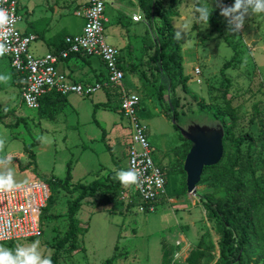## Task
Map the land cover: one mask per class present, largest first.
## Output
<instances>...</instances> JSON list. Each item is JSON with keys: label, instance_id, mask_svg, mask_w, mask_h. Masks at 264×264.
<instances>
[{"label": "rangeland", "instance_id": "obj_1", "mask_svg": "<svg viewBox=\"0 0 264 264\" xmlns=\"http://www.w3.org/2000/svg\"><path fill=\"white\" fill-rule=\"evenodd\" d=\"M154 1L151 7L154 13L153 22L139 7L147 26L144 38L143 21L133 22L130 16H126L127 21L118 25L112 17V6L107 7V4L105 15L109 17V21L105 26V34L110 43L117 35L121 36L119 30L123 27L121 31L138 49L142 38L148 48L154 47L152 56L142 53L141 62L134 65L142 71V79L128 70L123 83L137 94L139 104L136 115L146 127V134L153 148L152 157L156 162L159 160L157 163L165 167L168 173L165 196L155 202L151 211H140L138 200L133 196L126 205L118 191H108L85 199L76 214L81 227L78 243L69 252L65 251V247L59 251L58 264H103L112 256V264H160L164 249L169 252L172 263H183L189 251L197 247L206 251L201 264H213L219 258V224L215 217L209 215L203 197L210 194L217 197L223 195L224 188L217 189L218 185L206 180L196 185L195 194L188 193L183 188L185 176L179 177L173 170L178 167V163L184 161L183 154L188 146L187 143L180 144L182 137L179 127L186 128L192 122L200 125L219 123L210 119L199 108L191 98L192 94L204 100L205 109L223 106L226 102L235 107L238 119L232 132L239 136L251 133L255 138L250 156H247L246 144L241 148L236 173L249 190L253 187V175L256 181L264 184V139L259 135V122L261 120L264 123V13L246 17L243 28L239 32H232L228 30L227 20L220 15L218 0ZM121 2L123 7L139 6L138 0ZM221 2L230 6L234 0ZM198 5L209 6L213 22L210 19L208 24L196 22L195 8ZM161 10L177 14L172 16L171 24L180 39L183 75L188 77L187 92L182 90L179 83L175 85V97L179 102L175 126L169 111V90H163V101L157 98L158 85L166 82L154 58L157 49L154 41L158 37L156 27L160 23L158 14ZM72 19L77 21L79 17L74 13ZM250 24H255L259 29L256 40H249L245 34V27ZM227 41L236 47L238 57L234 65L224 71L223 76L220 68L233 54ZM116 43L121 46L120 40ZM35 44L39 48L44 45L42 39L32 42L30 46ZM194 66L199 67V76L194 75ZM0 75L10 77L6 83L0 82L3 86L0 90V103L5 107L0 116V138L5 140V147L0 155L11 157L9 167L17 184H26L35 178L32 168L39 173L43 170L44 173H51L62 179L66 175L68 162H71L73 183L89 182L95 178L97 165L100 164H119V170H128L127 152L131 141L128 120L120 111L110 107H94V103L108 100L106 89L116 92L113 100L109 98L110 106L116 100L119 101V87L102 88L85 97L71 94L59 111L54 106L42 111L41 105L38 109H32L21 101L20 86L12 81L14 75L11 68L1 58ZM197 77L201 82L196 81ZM225 77L229 78L226 90ZM19 117L25 119L14 124ZM226 121L229 122V119ZM82 142L87 146L81 145ZM38 144L41 146H37ZM178 145L181 149L176 152L174 147ZM25 146H28V151H25ZM31 148H34V152ZM30 152L35 154L34 159ZM234 153L235 143L226 140L221 167L215 171L223 168ZM160 157L164 159V163H160ZM166 159L169 161V164L166 161L168 165L165 164ZM40 164L44 168L48 164L51 170H44ZM41 177L44 176L39 175V179ZM75 195L61 189L55 193L54 204L44 215L43 233L40 237L0 245L14 250L17 245L39 240L41 252L52 255L56 241L67 230V202ZM250 255L251 258L247 259L242 254L241 264H264V243L262 250L251 248Z\"/></svg>", "mask_w": 264, "mask_h": 264}, {"label": "trees", "instance_id": "obj_2", "mask_svg": "<svg viewBox=\"0 0 264 264\" xmlns=\"http://www.w3.org/2000/svg\"><path fill=\"white\" fill-rule=\"evenodd\" d=\"M154 2V0H138L139 7L145 11L144 15L147 16V18L152 22L154 20V13L151 7ZM175 15L177 14L165 10H161V12L158 14L160 23L156 27L158 37L155 38L154 41L157 46V49H155L154 58L158 63V70L160 74H164L162 78L166 81L163 85H158L157 98L160 101H163V90H169L171 95L169 99V111L176 119L178 117L176 109L179 105V102L175 97V85L176 83H179L182 90L187 92L188 77L183 75L180 39L177 37L176 32L174 31V28L171 24V18ZM210 22H213L211 18ZM63 34L64 33H61L54 38V40L60 39L61 41L59 42L61 44L59 47H57V49H62L64 47V38H62ZM47 43L49 44L50 42L47 41ZM227 44L232 47L233 54L231 58L225 61L220 68V73L223 76H225L224 71L227 68L232 67L238 57V51L236 47L228 43V41ZM10 68L14 77H17L16 80H18L20 86L19 73L11 66ZM120 68L124 71L123 66L120 65ZM135 70L139 71L136 67ZM139 74L141 77L143 76L142 71H140ZM225 78L227 81L225 87L226 90L229 84V78ZM2 88L3 86L0 83V90ZM47 95L48 94L44 95L40 99L39 107L44 102ZM62 98H64V96L60 95V97H58V99ZM191 98L197 103L199 108L205 111V114L208 115L210 119L218 121L222 124L224 129V135L222 139L223 150L226 140H230L235 143L234 156L229 158L224 164L225 166L223 165L224 167L218 172L215 170L221 167V162L224 158L223 155L217 164L204 167L199 183L206 180H211L213 185H218L217 189L224 188L223 195L217 197L213 194H210L206 197H203L204 206L209 211V215L217 219L221 233L219 240L220 255L213 264H241L242 254H244L247 259H250V249L254 247L262 250V245L264 243V184H260L258 181H256L253 175V187L249 190L246 188L244 181L237 175L235 170L241 158V148L246 144L248 153L247 156H250L251 148L255 142V138L251 133L240 136L234 135L232 129L234 128V125L238 119V115L235 107L230 105L229 102H226L223 106H217L215 108L207 107L205 109V103L203 99L198 98L196 94H192ZM51 104V106H54V108L58 107L55 102ZM100 106L110 108L112 107L109 105V98L105 102L94 103V107ZM115 107L119 108V102ZM227 118L229 119V122L226 121ZM24 119L25 117H19L14 124H18ZM173 124L175 126V123ZM259 125V135H261L264 139V123L260 120ZM102 138L104 139V132ZM185 143H187L188 146L183 154V158H185L191 143L182 137L181 145ZM180 146L178 148H174L176 152L181 149ZM107 149L110 150L108 145ZM28 150V146H25V151ZM30 156L33 159L35 158V154L32 152H30ZM177 166L178 167L173 168V170L177 173H180L182 176H185L183 162L181 161L177 164ZM118 170V168L115 170H110L105 175L94 178L89 182L79 181L73 184L71 183V162H68L66 175L63 179L41 177V179L47 183L50 191L47 204L42 211V222L44 220V215L54 204L55 193L58 190L61 189L67 193L76 194L74 198L67 202L68 227L65 234L59 238L54 245V251L51 255L52 264H58V253L62 248L65 247V251L69 252L73 250L78 243V235L81 232V227L76 214L79 211L83 200L93 197L96 194H103L108 191L119 192L126 187L115 178L116 172ZM183 188L186 191L185 182L183 183ZM130 202L131 201H125L126 205ZM137 202L139 203V201ZM205 256L206 251L197 247L189 251L183 263H172L169 252L164 249L160 264H201L202 259ZM113 260L114 256L107 258L103 264H112Z\"/></svg>", "mask_w": 264, "mask_h": 264}, {"label": "built area", "instance_id": "obj_3", "mask_svg": "<svg viewBox=\"0 0 264 264\" xmlns=\"http://www.w3.org/2000/svg\"><path fill=\"white\" fill-rule=\"evenodd\" d=\"M18 3L19 0H0V7L14 17V22L7 29L12 34L0 40L8 49L0 57L8 59L9 65L20 75L21 101L28 108L38 109L40 99L52 90L62 95L75 93L85 97L106 86L119 87V111L131 127L127 168L140 174L138 183L120 190L119 196L124 201H131L133 196L139 201L140 211H151L155 202L165 196L167 172L152 157L153 149L146 127L136 115L139 104L137 94L124 89L125 72L120 68V51L108 43L105 34V0H86L82 31L66 35L62 49L44 55H35L29 49L35 35L18 28ZM141 19V15L132 16L133 21ZM76 53L100 58L106 69L105 76L90 84L68 81L57 70L56 64L60 59ZM193 72L199 76V67L194 66ZM196 81L201 82V79L197 77ZM18 185L12 192L0 193V243L36 238L43 233L41 216L50 195L47 183L34 179Z\"/></svg>", "mask_w": 264, "mask_h": 264}, {"label": "crops", "instance_id": "obj_4", "mask_svg": "<svg viewBox=\"0 0 264 264\" xmlns=\"http://www.w3.org/2000/svg\"><path fill=\"white\" fill-rule=\"evenodd\" d=\"M85 4H86V0H19L21 12H19L20 19L17 22L18 28L25 33H32L33 35H35L36 38L33 42H36V40L38 39H42L43 44H44L42 45L43 47L41 48H39L37 44H35L34 46H30L29 48L30 51L35 55H44L48 52L59 51L61 48L57 49V47H59V45L61 44L59 42L61 41L60 39L54 40V38L61 33H64L62 37L64 38L68 34H77L82 31V28L85 22ZM106 4H107V7L112 6L114 10L112 17H114V21L118 25L119 24L122 25L124 22L127 21L126 16H130L132 20L133 15H141L142 16L141 20H136V21L132 20V21L133 22H138V21L144 22L145 24V26L143 27V29L145 30V34L143 35V38H144V36L147 34V31H146L147 26L144 21V15L140 12L139 6H129V5L126 6L125 5V7H123L121 0H105V7H106ZM74 13L79 17L77 21L72 19V15ZM105 18H106V23H105V26H106L107 22L109 21V17L105 15ZM121 28L122 29L119 30V33L121 36L117 35L118 37L116 39H113L109 42L113 46L119 49L120 51L119 60H120L121 66L124 67L125 74L128 70H131L133 71L134 76H137L141 80L142 78L139 74L140 71H136L134 65L141 62L142 53L143 54L146 53L152 56L154 47L148 48V45L144 44V41L142 38L140 48L138 49L133 44V42L130 39H128V36H126V34L123 33V31H121L123 30V27ZM258 33H259V29L255 24H250L245 27V34L249 40H256V37H258L257 36ZM119 40L121 42V46L116 45L117 44L116 42ZM47 41H49L50 43L48 44ZM123 48H126V49H123ZM1 59L5 60L9 66L8 59L6 58H1ZM56 68L62 75H64L67 78L68 81H71L74 83L90 84V83H93L103 78L106 73L105 66L100 58H98L97 56H86L80 53L71 54L67 58L60 59L56 64ZM16 78L17 77L15 76L14 79H12V81H14V83H17V85L19 86L18 80H16ZM134 79L136 80L135 77ZM124 89L131 91L130 89H128V85L126 84L124 85ZM47 94L48 95L46 99L41 104L42 111L47 110L52 105L51 103H54V102L55 104L58 105V111H59L61 106H63V104L69 100V96L75 93H69L67 95H62L58 93L57 91L52 90L48 92ZM105 94L107 98H110L111 100H113L112 98L116 97V92L113 93L107 89L105 90ZM60 95L64 96V98L58 99ZM81 97H84V96H81ZM118 102L119 101L116 100L114 104L112 105L113 108L111 107L117 112H119V108L118 107L116 108L115 106L118 104ZM96 103H101V102H96ZM109 105H110V100H109ZM0 107H1L0 108V116H1V113L4 112L5 107L1 103H0ZM81 145H84V143ZM179 145L174 148H178ZM37 146L40 147L41 145L38 144ZM84 146H87V145H84ZM31 151L34 152V148L33 150L31 148ZM160 158H161L160 163H164L163 162L164 159L162 157ZM166 161L169 164L168 159L165 160V164H167ZM157 162H159V160ZM42 164H40V166L44 170L45 169L47 171H49V169L51 170V166L50 168H48V164H46L47 166L44 168V165ZM120 166L121 165L119 164H116V165L112 164L110 166L104 165V164L97 165V170L95 171V178L99 176H103L108 171L115 170L119 168ZM32 169H33L32 171L34 172V177H35L34 179H39L38 178L39 175H42L47 178H50V177L57 178L54 175H51V173L50 174L44 173L45 171L43 170H41L42 172L39 173L34 168ZM175 174H178L179 177L182 176L180 173H177V172H175ZM71 183H73L72 179H71ZM89 198H92V197H89Z\"/></svg>", "mask_w": 264, "mask_h": 264}, {"label": "clouds", "instance_id": "obj_5", "mask_svg": "<svg viewBox=\"0 0 264 264\" xmlns=\"http://www.w3.org/2000/svg\"><path fill=\"white\" fill-rule=\"evenodd\" d=\"M6 2V0H4ZM217 7L220 9V15L227 20L228 30L239 32L244 24L246 17L252 14L264 13V0H234L230 6L224 5L218 0ZM212 9V8H211ZM211 12L209 6L198 5L195 8V20L197 23L209 22ZM14 22V17L9 15L8 11L0 7V40L7 39L9 33L8 27ZM8 51L5 44L0 43V56ZM10 79L7 75H0V82H7ZM5 140L0 138V153H3ZM11 157L0 155V193L12 192L19 187L14 173L9 167ZM139 172L134 169L118 170L116 179L124 186H130L138 183ZM0 264H52L51 253L44 255L40 250V241L36 240L26 245H17L15 249H10L0 245Z\"/></svg>", "mask_w": 264, "mask_h": 264}, {"label": "water", "instance_id": "obj_6", "mask_svg": "<svg viewBox=\"0 0 264 264\" xmlns=\"http://www.w3.org/2000/svg\"><path fill=\"white\" fill-rule=\"evenodd\" d=\"M172 123H175L174 116ZM179 130L182 137L191 143L183 161V170L186 190L195 194L204 167L217 164L223 155L224 129L220 122L217 125L192 122L186 128L179 127Z\"/></svg>", "mask_w": 264, "mask_h": 264}]
</instances>
